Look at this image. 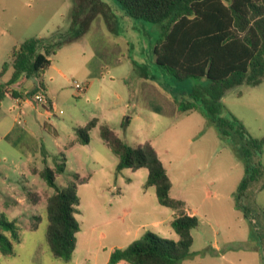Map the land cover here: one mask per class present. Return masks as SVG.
Here are the masks:
<instances>
[{
	"label": "rangeland",
	"instance_id": "obj_1",
	"mask_svg": "<svg viewBox=\"0 0 264 264\" xmlns=\"http://www.w3.org/2000/svg\"><path fill=\"white\" fill-rule=\"evenodd\" d=\"M108 7L116 16L115 31L109 27ZM76 10L93 14L89 28L73 26ZM121 15L126 14L116 0H0V72L12 61L14 48L30 38L59 41L55 53L66 44L79 48L65 76L49 67L40 77L51 90L47 111L34 100L37 78L21 76L7 87L11 66L0 77V87L24 95L15 99L9 94L0 105V216L17 221L21 237L12 254H0V264H106L115 248L141 238L135 237L138 229L179 240L172 228L174 211L159 203L154 186H147L148 169L119 170V158L102 139L101 125H109L132 146L150 142L171 175L172 196L195 212L199 225L192 231V255L180 264H264V171L252 195L241 200L251 209L245 218L235 206L244 166L231 148L196 110L174 115L150 110L163 106L139 88L147 81L187 102L197 88H209L208 80L172 77L155 60L161 25ZM84 62L93 65L91 72L102 64L105 80L90 87L89 73L80 66ZM75 81L86 90L80 93ZM224 104L253 137H264V82L228 91ZM94 118L99 123L90 131V143L81 144L76 129ZM167 156L173 165L164 162ZM60 157L66 160L55 178L58 186H69L74 173L90 176L78 186L76 219L78 236L88 233L94 241L69 262L50 251L47 204L55 190L40 176L46 167L55 168ZM260 160L264 166V153ZM156 221L160 227H154Z\"/></svg>",
	"mask_w": 264,
	"mask_h": 264
},
{
	"label": "trees",
	"instance_id": "obj_2",
	"mask_svg": "<svg viewBox=\"0 0 264 264\" xmlns=\"http://www.w3.org/2000/svg\"><path fill=\"white\" fill-rule=\"evenodd\" d=\"M116 1L128 17L161 25V38L154 50L159 66L178 80H208L209 88L194 90L191 101H177L178 110L180 113L199 111L205 117L207 127L216 130L220 140L243 164L244 177L235 193V206L248 218L251 209L242 205L241 200L252 195L263 176L260 158L264 153V137H253L242 121L227 110L223 99L228 91L239 86L255 87L264 82V0ZM45 40L30 38L14 48L12 61L6 62L0 72L3 77L10 66L13 67L12 78L5 84L7 87L21 76L35 77L38 79L35 93L46 92L40 77L50 67V56L60 42L52 39L47 44ZM7 87H0V105L9 94L15 99L24 96L17 91L11 93ZM98 123L99 120L94 118L85 127L76 129L81 144L90 143V131ZM101 137L119 158V170L148 169L147 186L156 188L162 206L176 212L172 228L179 235V240L175 241L147 232L129 246L115 248L108 264L121 261L127 264H180L189 258L194 243L192 231L198 227L199 220L186 213L183 200L172 196V181L156 149L150 142L138 146L126 143L109 125H101ZM61 158L57 159L55 168L46 167L40 176L55 190L47 204L50 251L56 259L69 262L78 247L81 231L76 219L80 205L78 186L89 177L81 178L74 173L69 186H58L55 178L64 171L66 160ZM36 229L34 226L33 230ZM254 232L251 227L252 236ZM20 241L17 221H8L1 215L0 254H12L13 243Z\"/></svg>",
	"mask_w": 264,
	"mask_h": 264
},
{
	"label": "crops",
	"instance_id": "obj_3",
	"mask_svg": "<svg viewBox=\"0 0 264 264\" xmlns=\"http://www.w3.org/2000/svg\"><path fill=\"white\" fill-rule=\"evenodd\" d=\"M76 13L74 14L73 26L80 25L83 29L89 28V26L91 25V22L93 20V14L92 13H80L77 10H76ZM106 16H107V19L109 20L110 29L112 31H115L116 24L114 22V19H116V16L114 15L113 11L109 7H108V13H107ZM121 16L123 17V16H127V15H121ZM48 37L49 36H45V37L40 36L38 38H48ZM111 44L113 45V43H111ZM127 45H130V44L127 43ZM80 49H81V51H83L82 48H80ZM111 51L112 52L114 51L113 48H112ZM78 54H79V48H76L75 45H71V44L63 45L62 47H60L58 49V51L56 53H54L52 55L53 58L51 59L50 68L51 67L56 68L58 73L63 76L64 75L63 74L64 73L63 72L64 69L67 68L70 63L74 64L73 61H72V58L77 60ZM80 66L86 71L87 74L89 73V79H91L90 80L91 83L89 84L90 87H91L92 83H96V81L103 82L105 80V77H104V74H103V71H102L103 70L102 64L95 65V70L94 71L92 70V72H91V69H93V68L90 69V67H93V65L91 63L84 62V63H81ZM87 67H89V68H87ZM143 77H145V76L143 75ZM128 86H129V89H130L131 85L128 84ZM139 88H140V92H142L144 94H147V95H150V97H153V99H155L157 102H159L163 106L162 108L150 107L148 109L155 110V111L160 112V113H164L165 115H168V114L169 115L182 114L178 110L177 101L172 99V97H170V95L167 93V91L164 90L163 87L158 86L157 84L149 83L147 81H142L141 83H139ZM46 94L48 95L49 100H52L51 90L48 89L47 85H46ZM101 96H102V94L100 93L99 97H101ZM17 99H19V98H17ZM125 101L126 102L130 101V98L126 99ZM223 101H224V99H223ZM197 112H199V111H197ZM186 113H189V112H186ZM47 117H49V116L47 115ZM206 125H207V123H206ZM207 128H211V127H207ZM136 146H138V145H136ZM60 154L61 155L63 154L62 150H61ZM164 162L165 163L167 162V163L173 165L172 161L169 160L168 156H167V159L165 158ZM167 173H168V175L170 177L171 176L170 173L168 171H167ZM77 174H79V173H77ZM80 177H81V175H80ZM88 177L90 178V176H88ZM173 188H174V186H173V183H172V189ZM171 194H172V192H171ZM216 195L217 194H215V196ZM206 197H208V196L206 195ZM174 198H177V197H174ZM178 199H180V198H178ZM183 201L187 204V202L185 200H183ZM186 213L189 214V215L195 216V212L190 211L188 206H187V209H186ZM173 216L174 217L176 216V212L175 211L173 213ZM153 225H154V227H160L161 226V222L156 221V222H154ZM141 227L144 228L145 226L142 225ZM143 235L144 234H141V232L138 229V231H136L135 237L139 238V237H142ZM250 238H251V236H250ZM93 241H94L93 236L88 234V233L82 234L81 237L78 236V247H77L75 252H77V250L80 249V248L82 249V251L84 249L88 250L90 245L93 243ZM249 249H255V247H251V248L249 247ZM111 255H112V253H111ZM111 255H110V257H111ZM109 261H110V259H109ZM109 261L106 264H108ZM74 264H78V261H76V262L74 261ZM118 264H127V263L125 261H121Z\"/></svg>",
	"mask_w": 264,
	"mask_h": 264
},
{
	"label": "built area",
	"instance_id": "obj_4",
	"mask_svg": "<svg viewBox=\"0 0 264 264\" xmlns=\"http://www.w3.org/2000/svg\"><path fill=\"white\" fill-rule=\"evenodd\" d=\"M75 88L80 92V93H82V92H84L85 90H86V87L83 85V84H81V83H79V82H77V81H75ZM34 100L38 103V104H40L46 111H47V103H48V101H50L49 100V97H48V95L46 94V92L45 91H43V90H39L35 95H34ZM62 111H60V113H61ZM49 117L51 116V115H48Z\"/></svg>",
	"mask_w": 264,
	"mask_h": 264
}]
</instances>
